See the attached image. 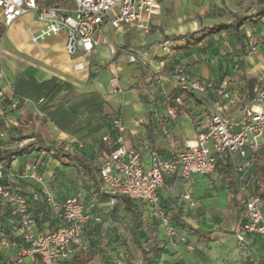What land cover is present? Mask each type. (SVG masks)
Returning <instances> with one entry per match:
<instances>
[{
  "label": "crops",
  "instance_id": "1",
  "mask_svg": "<svg viewBox=\"0 0 264 264\" xmlns=\"http://www.w3.org/2000/svg\"><path fill=\"white\" fill-rule=\"evenodd\" d=\"M178 2L181 0L161 2L158 15L153 16L158 17V23L156 27L150 25V37L141 34L132 26H122L113 30L121 36V40L114 44H110L104 36L97 52L90 56L97 58L93 65L89 62L90 57H86L80 51L73 56L66 54L65 31H60L59 34L60 51H55L46 38L39 39L41 46L37 50L30 49L26 40L24 42L27 46L21 41L12 40L8 45L10 50L4 52L5 56L0 60L4 92L0 100L1 150H11L33 140L22 138L35 133L33 130H27L35 111L44 116L46 122L52 126L53 135L56 136L53 141L60 149L65 152L76 151L86 161L96 156L97 144L103 150V154L109 150L102 142V137L107 132L108 119L113 116L119 117L122 121L126 144L138 149L144 159L147 158L148 152L153 150L164 160H169L185 141L195 139L202 130L211 110V102L215 98L212 92L208 94L207 99L195 94L178 92L172 77L175 68H181L191 79L226 86L239 96V105L249 103L255 91L264 84V79L257 80L259 73L264 70V18L242 30L244 35L253 34L263 40L255 54L246 56L240 55L242 47L226 33L188 50H184L187 46L185 40L161 42V39L163 36L185 35L201 28L229 23L232 20L231 15L237 18L252 15L264 8V0H194L193 26L189 23V28H186L181 19L178 21L179 29L185 27L186 31L171 30L172 33L168 35L166 27L162 26L168 25L171 18V4L177 5ZM64 6L70 7L71 4ZM249 7L251 10L245 15L237 13L239 10H248ZM43 28V24H37L32 30L27 29V38L30 37L31 43L32 33L33 37H36ZM128 31L129 33H126ZM156 31L160 34L158 39L151 38ZM134 36H137V39L133 40ZM166 42L173 50L162 48V44ZM130 45L136 47L139 54L132 53L128 48ZM154 47H158L159 50L154 51ZM129 55L134 56L137 62L130 63ZM78 63H83L80 70L75 69ZM156 73L163 75L160 85L153 80ZM114 74L118 77L122 94L113 93L111 90L109 79ZM52 80L60 85L57 92L44 95L43 91L37 89V85ZM69 91L72 92V96L61 100V94H67ZM175 96L180 97L181 104L177 107L176 118L169 119L166 107ZM74 101L77 103L74 104ZM12 102H16L19 107L17 110L10 109L9 105ZM224 114L230 118H237L240 114L239 107L225 109ZM147 126L151 129V142L147 137ZM99 129L101 137L98 135ZM75 141L80 145L75 144ZM55 146L58 147L56 144ZM31 162L40 165V173L48 193L55 191L54 186L62 187L67 184L65 180L68 178L60 175L52 177L53 174L57 172L67 175L83 174L81 170L77 171L61 163L43 150L32 151L26 156L14 159L10 168L21 169L24 164ZM232 175L234 181L233 171ZM34 186L36 192H39L40 187L32 182L16 181L13 188L30 195L34 192ZM85 186L84 177V189ZM235 188L238 199L243 200L236 185ZM77 193L82 194L85 202H94L97 209L93 211L94 219L89 220L92 226L88 224L84 231L83 242L79 246H74L70 258L60 264H109L110 248L103 247L111 240V248L117 243H113V240H116L113 232L106 229L113 227L111 215L117 210L121 212L123 210L118 203L115 211H110L98 194H89L86 189L76 190L71 196ZM183 193H189L190 202L181 198ZM160 195L167 201L170 213L176 219L175 222L188 227L180 228V232L186 237V242L180 245H173L159 228V259L163 264H175L178 255L182 257L181 264H264V238L252 237L242 243L235 239L234 231L245 219L246 213L244 211L241 218L237 219V209L234 208L232 195L218 170L211 175L197 176L195 183L190 185L174 177H168L160 189ZM42 200L31 202L29 206L37 220V231L47 233L52 231L58 222L53 218V212L48 206L43 205ZM8 210V205L0 199V218L2 217L4 224L10 229L7 224ZM142 218L145 231L149 235L152 224L149 211L143 210ZM126 221L127 219L123 225L124 235L129 236L125 228ZM94 250L100 251L102 256ZM15 253L14 248L0 253V264H5ZM25 264L39 262L31 263L26 259Z\"/></svg>",
  "mask_w": 264,
  "mask_h": 264
},
{
  "label": "built area",
  "instance_id": "2",
  "mask_svg": "<svg viewBox=\"0 0 264 264\" xmlns=\"http://www.w3.org/2000/svg\"><path fill=\"white\" fill-rule=\"evenodd\" d=\"M163 0H71V6H42L36 0H0V22L8 27L12 22L28 14H36L44 29L33 37L37 42L61 30L66 33L65 52L69 56L78 51L86 57L97 52L105 32L132 26L143 35L150 32V20L158 15ZM263 43L261 38L247 34L244 48L247 54H255ZM163 49L173 50L170 44L163 43ZM128 61L136 63L134 56ZM83 63L75 65L76 70ZM172 77L178 92L195 94L207 99L209 93L215 98L202 130L195 139L187 140L171 159L164 160L156 151H149L143 158L140 151L125 140V129L119 117L111 119V129L102 142L109 147L98 161V175L102 184L98 190L100 198L105 199L111 209L120 197L137 201L145 205L159 228L173 245L186 242V237L173 224L171 216L160 205V189L168 177L194 184L197 176H207L215 172L217 164L228 158L234 182L241 194L246 216L234 231L237 242L242 243L252 237L264 238L263 202L258 196L259 184L255 170L258 158L264 159V84L256 91L252 100L239 105V96L224 85H215L211 81L191 79L181 68H175ZM3 69L0 66V100L4 96L2 89ZM153 80L160 85L163 75L156 73ZM113 93L122 94L117 75L109 79ZM181 104L179 96L171 99L166 107L169 119L176 118L177 107ZM17 108L16 102L9 105ZM239 107V116L230 118L225 109ZM114 134V138H113ZM75 144L80 145L78 141ZM68 148H65L67 150ZM16 181L37 184L39 192L26 195L13 188ZM41 194V195H40ZM43 199L53 212L58 225L47 233L37 231V220L30 211V203ZM181 198L190 202L189 193ZM0 199L8 205L10 229L0 221V253L14 248L16 253L5 264H25L39 259V264H60L67 261L74 246L83 242L84 230L91 219L95 204L85 202L81 193L57 202L47 193L40 165L26 163L21 169H6L0 164ZM15 234L9 238L8 232ZM176 260L182 261L181 255ZM157 264H163L159 259Z\"/></svg>",
  "mask_w": 264,
  "mask_h": 264
},
{
  "label": "trees",
  "instance_id": "3",
  "mask_svg": "<svg viewBox=\"0 0 264 264\" xmlns=\"http://www.w3.org/2000/svg\"><path fill=\"white\" fill-rule=\"evenodd\" d=\"M48 1L54 3L57 0H48ZM231 18L232 20L229 23H221V24L213 25L209 28H201L193 33H187L185 35H173L170 37L163 36L161 42L169 41V40H185L187 42V46L184 50H188L191 47L196 46L197 44L207 43L213 37L221 35L222 33H226L231 37V39L234 42H238L240 44V47H242V49L240 50V55L246 56L247 53L244 48V41L246 39V35L242 34V30L251 25H255L259 23L264 18V8L252 15L243 18H237L235 15H231ZM4 27L5 26L2 23H0V38L4 33ZM37 89L43 91L44 95H48L57 92L60 89V85L55 80H52L50 82L37 85ZM111 119L112 118L108 119L109 122L107 126V132L110 131L111 129ZM146 128H147V137L150 141L152 136L151 129L149 126H147ZM113 138H114V134H113ZM22 139L23 140L33 139V140L27 141L21 146L14 147L11 150H1L2 143L0 141V164H2L6 169L10 168V164L14 159L26 156L30 154L32 151L43 150L49 153L53 158L57 159L61 163H64L67 166L77 171L81 170L85 177V181H86L85 189L87 190V192L89 194L91 193L98 194V190L102 184V181L98 175V164L93 163L94 160L93 158L86 161L76 151L65 152L59 147H56L54 143L47 142L42 137V135L38 133H32L28 136L23 137ZM216 170L219 171L220 175L223 176L224 180L228 185V188L230 190V195H232L234 201V208L237 209V219H240L242 213L245 211V206L243 200L238 199V195H237L238 192L235 188V183L233 181L232 168L229 159L226 157L222 161H220L216 166ZM255 174L259 180L258 182H260L261 184V185L258 184L256 186V190L258 192V196L263 202V212H264V159L263 158L257 159ZM159 197H160V205L166 212L170 214L172 219V224L179 231L181 230L180 229L181 227L188 229V227H186L184 224L175 222L176 219L170 213L171 209L169 208L167 201L162 198L160 193H159ZM100 199L105 201V199L103 198ZM39 200L42 199L40 198ZM118 203L120 204V207L124 212L125 218L127 219L125 223V228L129 233L130 243L132 244V246L134 247V249L138 254L139 257L138 264H157L160 255L159 239H158L159 224L157 220L152 218V224L150 226V234L147 235L142 218L143 210H147L145 208V205L137 201L128 199L126 197H120ZM116 205L113 206L110 209V211L113 210L115 211ZM96 206L97 205L95 204L94 210L97 209ZM93 219L94 217L91 216V220ZM0 221L3 222L2 217L0 218ZM243 221L244 219L240 222V224ZM88 224L89 222L87 223L85 230L87 229ZM8 235L9 238L13 237L11 231L8 232ZM146 235L149 237L150 245L144 243V237ZM36 260L39 262L38 258ZM181 262H178L176 260L175 264H181ZM109 264H119V263L110 260ZM124 264H136V263H134L132 260H126Z\"/></svg>",
  "mask_w": 264,
  "mask_h": 264
},
{
  "label": "rangeland",
  "instance_id": "4",
  "mask_svg": "<svg viewBox=\"0 0 264 264\" xmlns=\"http://www.w3.org/2000/svg\"><path fill=\"white\" fill-rule=\"evenodd\" d=\"M36 1L38 2V4H40L42 6L58 7V6H64L66 4H71V0H57L54 3H51L48 0H36ZM250 7L248 10H245V11L239 10L237 13L240 14L241 16H243L251 10L252 7L251 8ZM170 10H171V18L169 19L168 25L163 24V26H162V27H166L168 35H170L172 33V31H175V32L176 31H183V32H185L186 28H189V23L191 26L192 22H194V0H181V2L180 3L178 2L177 5H175V3H172ZM208 13H209V11L206 14L207 17L209 15ZM181 19H183V22H182L183 25L187 26L186 28L181 27L179 29L180 25H179L178 21ZM157 23H158V17H155V18L153 17L150 20V25L153 27H156ZM37 24L39 25V24H43V23H41L40 21L37 20L36 14H28V15L20 18V19L15 20L8 27H4V33H3L2 37L0 38V60H1V57L5 56V55H3V53L10 50V47L8 45L10 42H12V40L13 41H15V40L21 41V42H23L24 46L28 45V47H31L30 49H36V50L40 49V46H41L40 40L41 39L37 40V42L33 41L31 43L30 37L27 38V29L29 28L30 30H32V28H34ZM61 31H63V30H61ZM129 31L126 33H129ZM109 32H107V33L105 32V39L110 44H114L116 41L121 40V36L119 35V33H115L113 30H110ZM40 33H41V31L39 32V35H40ZM59 34H60V31L55 33V34H51L47 37H44L47 39V41L50 42V45L52 46V48L55 51L56 50L60 51ZM31 36H34V34L32 33ZM147 36L150 37V32L148 35H146V37ZM159 36H160V34H158V32L156 31L155 33L152 34L151 38L158 39ZM135 39H137V36H134L133 40H135ZM25 40L28 41L27 45L24 42ZM29 43H30V45H29ZM35 44L38 45L39 47H37ZM128 48H129V50H131L132 53L139 54V50L135 49L136 47H133L132 45H130V46H128ZM158 50H159L158 47H154V51H158ZM75 57H71V59H73ZM96 59L90 57L89 62H91L93 65L94 61ZM0 66H1V63H0ZM106 75H107V79H108V77H109L108 70H106ZM262 79H264V70H262L261 73H259V75L257 77V80L261 81ZM64 83H66V82H64ZM70 85H72V84H70ZM70 96H72V92L69 91L67 94H64V95L61 94L60 98H61V100H63L62 98H64V97L68 98ZM37 101L38 100H36V102ZM80 101H82V100H80ZM75 103H77V102L74 101V104ZM70 105L73 106L72 103ZM38 106H39V104H37V107ZM18 108L19 107H17L15 110H17ZM47 125H49V124L46 122V119L44 118V116H42L39 113L34 111L33 116H31V119L29 122V127L27 130L35 131V133L42 135V137L45 140H47L48 142L54 143L58 146V144L53 141L54 137H56V136L53 135L54 131H53L52 126L51 125L47 126ZM92 127H94V126H92ZM99 134H100V129L98 131V135ZM101 134L99 135V137H101ZM99 140H100V138H99ZM96 151L97 152H96V156L94 157L93 163H98L99 158L103 155V153H102L103 150L101 149V147L98 144L96 146ZM57 175L63 176L64 178H68L67 180H65L67 183L66 185H64L62 187L61 186L60 187L54 186L55 191L52 190V191H50L51 193L49 192L50 196L53 197V199H55L57 202H60V203L63 202L64 198L71 196L76 190H79V189L85 190L84 189V175L83 174H81V173L71 174L70 173L67 175V174L57 172V174H55V175L53 174L52 177H55ZM259 184H260V182H259ZM33 188H34L33 191L36 192L37 191L36 187L34 186ZM261 190H262V188H261ZM47 193H48V191H47ZM43 202H44L43 205L46 206L45 201H43ZM111 216H113V218L111 217V221H112V223H114L113 227L110 226L106 230L113 232V237H115L114 239H116L115 241L113 240V243H117V245H115V247L111 248V243H110L112 241L111 240L110 242H108L106 244V246L103 247V249L110 248V250L108 252L110 254L109 258L111 260H113V262H116L119 264H124V262L126 260H132L134 263L138 264V260H139L138 254H137L136 250L134 249V247L132 246V244L130 243L129 236L124 235L123 225H124V220L126 219L125 215L120 210H117ZM89 226H92V225L89 224ZM95 226H93V227L95 228ZM117 231L119 232V234H117ZM148 240H149V237L146 235L144 237V243H146L147 245H150V242ZM94 251L97 252L100 256H102L100 254V251H97V250H94ZM104 253H106V252L104 251Z\"/></svg>",
  "mask_w": 264,
  "mask_h": 264
}]
</instances>
